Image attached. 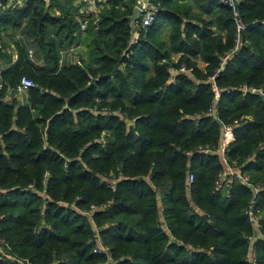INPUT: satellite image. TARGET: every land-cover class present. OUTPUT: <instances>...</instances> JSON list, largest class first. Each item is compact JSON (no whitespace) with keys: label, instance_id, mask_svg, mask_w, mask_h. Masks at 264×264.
Returning <instances> with one entry per match:
<instances>
[{"label":"trees","instance_id":"obj_1","mask_svg":"<svg viewBox=\"0 0 264 264\" xmlns=\"http://www.w3.org/2000/svg\"><path fill=\"white\" fill-rule=\"evenodd\" d=\"M155 1L147 27L129 20L135 0L0 9V264H264V188L217 185L214 154L240 120L226 162L264 183V0H238L236 48L217 0ZM75 44L79 63L59 64Z\"/></svg>","mask_w":264,"mask_h":264},{"label":"built area","instance_id":"obj_2","mask_svg":"<svg viewBox=\"0 0 264 264\" xmlns=\"http://www.w3.org/2000/svg\"><path fill=\"white\" fill-rule=\"evenodd\" d=\"M220 4L227 6L231 9L232 12V20L234 23V29H235V48L237 47L239 43V37L240 32L245 29L246 25L243 23L240 12L237 9L238 0H217ZM159 3L155 0H135L134 7H136L139 11V24L141 27H147L150 25L154 18L155 14L158 10ZM4 7V4L2 3V0H0V9ZM79 28L81 31H84L88 25V21L86 19H80L78 21ZM261 23L264 24V21ZM73 51V47H69L67 49H62L59 51V64H62L63 59L66 55L70 54ZM30 55V54H29ZM229 56H225L222 60L225 61ZM77 63H79V60H76ZM192 68H187L184 64H181L178 69L172 70V74L176 73H185V74H191ZM210 80H213V77H210ZM33 83L30 79L27 77H21L19 80V83L16 84L14 88V92L16 95H22L29 87H32ZM243 92H250L254 93L259 91L258 89L254 87H243ZM213 92H214V99L213 103L211 105V108L208 109L207 114L215 117L214 108L216 106L217 100L219 98L220 90L213 86ZM240 123V120H233L231 123L228 124H221V138H220V144L219 148L214 152V154H217L221 160L222 163V170L219 173V181L217 182V185H220L222 181H226L227 183L238 181L239 183L251 186L253 192L257 193L259 189L264 188V183L261 185L253 186L250 184L249 176L248 174L240 171L236 167H231L226 162L225 157V149L226 146L229 144V142L233 139V130L236 126H238ZM204 152H207L205 150ZM192 152L189 151L187 154H191ZM192 180V175L187 176V182L189 183ZM254 201L250 202L249 207L245 210V215H247L251 225L255 230H258L259 228V216L257 213L253 210ZM255 236L257 234L255 233ZM252 238L250 237V241L252 242ZM98 247L100 249H103L101 244L98 242ZM253 252L252 249L249 251L248 257L250 258V261L253 260Z\"/></svg>","mask_w":264,"mask_h":264},{"label":"crops","instance_id":"obj_3","mask_svg":"<svg viewBox=\"0 0 264 264\" xmlns=\"http://www.w3.org/2000/svg\"><path fill=\"white\" fill-rule=\"evenodd\" d=\"M104 1L105 0H72L71 1L72 4H71L69 0H57L58 5L61 8H63V9L71 8V10L73 12L75 11L76 13H78L80 15H86L89 13H97V11H98L97 4L104 2ZM22 2H23V0H5V2L3 4H4V7H6V6H13V5H21ZM44 2H45V6L48 7L49 0H44ZM59 12H60V8L53 6L50 13H51V15H53V14L58 15ZM76 18H77V21L82 19V18H80V16H78ZM69 47H73V51L70 54L66 55L65 58L63 59V61L69 60V59H67L68 57L70 58V61L75 60V59H79L80 56H82L85 53V50L81 44H75V45H71ZM69 47H66L64 49H67ZM177 57H178V55L173 56L174 59H177ZM199 67L203 68V64L199 63Z\"/></svg>","mask_w":264,"mask_h":264},{"label":"water","instance_id":"obj_4","mask_svg":"<svg viewBox=\"0 0 264 264\" xmlns=\"http://www.w3.org/2000/svg\"><path fill=\"white\" fill-rule=\"evenodd\" d=\"M139 18V11L136 7H133L132 14L129 16V20L131 23H134ZM133 36H131V41H133Z\"/></svg>","mask_w":264,"mask_h":264},{"label":"rangeland","instance_id":"obj_5","mask_svg":"<svg viewBox=\"0 0 264 264\" xmlns=\"http://www.w3.org/2000/svg\"><path fill=\"white\" fill-rule=\"evenodd\" d=\"M28 53L30 54V55H32L33 53H32V50H29L28 51ZM67 59H69V60H65V61H63L62 63H64V62H69L70 61V58L68 57ZM77 59H75V60H71L70 62H74V63H77V61H76ZM79 60V59H78ZM173 61H177V59H172ZM178 69V68H177ZM174 70V69H173Z\"/></svg>","mask_w":264,"mask_h":264}]
</instances>
